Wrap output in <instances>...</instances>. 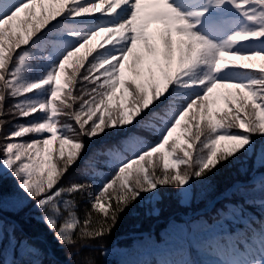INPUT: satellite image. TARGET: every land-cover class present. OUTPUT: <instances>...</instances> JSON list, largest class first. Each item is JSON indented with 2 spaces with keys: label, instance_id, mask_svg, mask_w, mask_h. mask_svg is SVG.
<instances>
[{
  "label": "snow or ice",
  "instance_id": "1",
  "mask_svg": "<svg viewBox=\"0 0 264 264\" xmlns=\"http://www.w3.org/2000/svg\"><path fill=\"white\" fill-rule=\"evenodd\" d=\"M107 136V151L93 147L78 169L87 174L94 157H108L114 175L95 200L92 184L63 185L87 149L84 138ZM254 136L264 137V0H0V185L5 173L15 179L17 210L34 202L69 260L110 235L132 204L158 213L161 187L188 201L194 181L221 164L264 168V143L257 147ZM232 190L261 195L218 209L205 229L209 246L217 264H264V220L255 229L245 215V205L264 214V173ZM77 193L89 205L82 221ZM3 210L0 192V242ZM229 221L249 231L227 229Z\"/></svg>",
  "mask_w": 264,
  "mask_h": 264
},
{
  "label": "trees",
  "instance_id": "2",
  "mask_svg": "<svg viewBox=\"0 0 264 264\" xmlns=\"http://www.w3.org/2000/svg\"><path fill=\"white\" fill-rule=\"evenodd\" d=\"M79 87L77 85V88ZM65 92H67V89H65ZM76 95L79 96L80 91L77 90ZM10 103L12 101H9ZM3 118L6 120L11 119L8 116ZM59 120L61 123H74L65 115H60ZM8 127H11V124H6L4 130L8 129ZM141 135L150 139L147 133L142 132ZM84 139L87 143V149L80 161L66 173L61 183L65 186L71 182L92 184V188L98 193L102 188L103 182L111 179V176L114 175V170L105 163L108 157L104 155L94 157L95 166L90 168L87 174H81L78 169L83 164L84 157L88 156L93 147L98 148L101 152L107 151L105 142L111 143L112 138L111 136H107L103 140L97 139L94 141H88L87 138ZM253 139L256 141L257 147L261 143H264V137L254 136ZM154 161H156L155 156ZM242 166L247 168L248 175L242 176L240 174L239 169ZM181 170H183V166H181ZM157 171H159V168ZM258 172L264 173V168L253 171L251 160L243 163V165L238 162L221 164L208 175L203 183L194 181L193 195L188 201H184L177 196V189L175 187H161L159 189V202L154 204V207L158 209V213H153V205L151 204L142 202L132 204L120 214L119 221L112 229L110 235L105 236L102 240L93 241L94 247L92 249L82 250L81 255L73 256L71 260L65 256V252L69 251V249L61 248L54 239L52 232L41 222V213L34 208V202L28 201L26 202L27 206L23 207L22 211L17 210L18 197L23 194L21 190L17 189L15 179L7 174L3 176L2 185H0V192H2L4 202V229L0 247V264H8L7 259L10 255H14L13 262L15 261L17 264L21 261H23V264H30L31 261L36 259L43 260L44 264H76L83 256H91L94 264H119L117 259L118 254L133 244L132 236L119 238L120 236L128 235L131 232L148 231L150 236L161 240L163 238L162 233L170 235L169 231L173 227L180 229V231H183L182 229L184 228H190L197 223L196 218L187 222L182 218L181 212H192L198 209L207 204L212 197L227 189L233 182L247 181L250 176ZM260 195V193H255L251 197H246L245 195L233 192L230 199L218 202L212 213L206 214V218L213 220V216V218L217 219L216 212L225 203L239 204L243 203L245 198L257 199ZM72 198L78 205L76 212L82 221L85 215V208L89 207V205L86 199L82 198L79 193L75 194ZM245 208L246 216L256 217L255 219H250L252 228H259L260 224L258 222L264 220V214H262L260 206L245 205ZM8 218L13 219L16 223L11 222ZM92 218L93 220L97 219L95 212H93ZM12 226L16 229L15 240L12 241V245H15V251L13 248L10 250L12 245L9 246ZM27 245H33L35 249L39 250L40 255L31 254L26 247ZM101 245L103 247H100ZM197 251H199L198 248Z\"/></svg>",
  "mask_w": 264,
  "mask_h": 264
},
{
  "label": "rangeland",
  "instance_id": "3",
  "mask_svg": "<svg viewBox=\"0 0 264 264\" xmlns=\"http://www.w3.org/2000/svg\"><path fill=\"white\" fill-rule=\"evenodd\" d=\"M40 59V56H37V61ZM30 95V94H29ZM27 119H21L19 121H14V123H26ZM11 127H8V129L5 130V132L10 131ZM7 175V173L4 174V176ZM260 174H257L256 177H259ZM16 184V181H15ZM17 189H19L17 187ZM20 190V189H19ZM204 225H200L197 226L193 231L189 230L187 231V234L190 235L193 239H195L196 241H202L204 239H206L209 235V233L205 230V227H203ZM3 229H4V225H3ZM177 228L173 227L171 230L175 231ZM181 233V232H180ZM186 234V232L184 233ZM168 243L170 245H172L173 247H180V241H175V240H170L168 241ZM13 243L12 241L9 243V246H11ZM136 244L138 246V251L135 250L133 251V247L129 250H125L124 253L119 254V262L121 264H137L138 261L140 260L141 256H151L153 254L159 253V254H163L166 251L169 250L167 245H162V244H158L156 243L154 240H150L147 235H145L144 237L138 239L136 241ZM0 247H1V242H0ZM13 245L11 246L12 250ZM142 250V251H139ZM137 251V252H136ZM170 260H174L173 258H169ZM13 260H14V255H10L7 259L8 264H13ZM179 260H185L184 257L182 256H178L177 261ZM195 262V264H197V262L195 260H192ZM119 263V264H120Z\"/></svg>",
  "mask_w": 264,
  "mask_h": 264
}]
</instances>
